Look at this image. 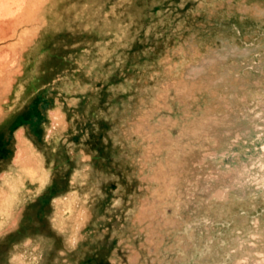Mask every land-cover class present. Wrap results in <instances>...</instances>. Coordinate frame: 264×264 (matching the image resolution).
<instances>
[{
	"label": "rangeland",
	"instance_id": "obj_1",
	"mask_svg": "<svg viewBox=\"0 0 264 264\" xmlns=\"http://www.w3.org/2000/svg\"><path fill=\"white\" fill-rule=\"evenodd\" d=\"M6 2L0 120L41 124L50 198L10 264H264V0Z\"/></svg>",
	"mask_w": 264,
	"mask_h": 264
},
{
	"label": "crops",
	"instance_id": "obj_2",
	"mask_svg": "<svg viewBox=\"0 0 264 264\" xmlns=\"http://www.w3.org/2000/svg\"><path fill=\"white\" fill-rule=\"evenodd\" d=\"M6 121L7 118L0 120L1 264L11 263L12 248L18 245L21 236L26 235L16 231L20 222L24 221V226L27 225L29 217L26 210L29 205L40 202L46 206L47 201L50 200L42 194L38 197L34 194L32 174L36 164L35 150L43 155L42 150L36 146V141L44 140L41 136V124L33 117L28 124L20 123L16 126H11L10 122ZM19 153L23 154L24 160L17 158Z\"/></svg>",
	"mask_w": 264,
	"mask_h": 264
},
{
	"label": "bare ground",
	"instance_id": "obj_3",
	"mask_svg": "<svg viewBox=\"0 0 264 264\" xmlns=\"http://www.w3.org/2000/svg\"><path fill=\"white\" fill-rule=\"evenodd\" d=\"M3 1L4 0H0V40L4 38H9L15 33L14 25L11 23L13 21L12 18L7 19L4 15L6 9L11 6L13 7L12 2H6L4 4Z\"/></svg>",
	"mask_w": 264,
	"mask_h": 264
}]
</instances>
